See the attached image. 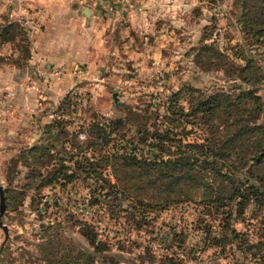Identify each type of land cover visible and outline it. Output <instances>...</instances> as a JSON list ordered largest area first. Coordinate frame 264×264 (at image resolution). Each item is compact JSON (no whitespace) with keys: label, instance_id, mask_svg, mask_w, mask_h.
<instances>
[{"label":"rangeland","instance_id":"1","mask_svg":"<svg viewBox=\"0 0 264 264\" xmlns=\"http://www.w3.org/2000/svg\"><path fill=\"white\" fill-rule=\"evenodd\" d=\"M94 2L95 16L110 21L108 58L53 65L36 54L39 38L54 36L44 1L0 0V68L22 72V105L28 110L32 90L39 106L19 122L0 114V127L13 131L0 142V264H60L68 253L86 264L90 232L105 248L95 264H264V204L209 201L198 189L163 206L178 188L113 158L167 159L177 142L203 143L226 128V113L189 114L199 93L250 88L264 101V37L243 31L234 0H164L169 14L143 33L130 26L142 2ZM66 78L71 88L55 97ZM257 116L264 123V109ZM155 133L171 149L152 146Z\"/></svg>","mask_w":264,"mask_h":264},{"label":"trees","instance_id":"2","mask_svg":"<svg viewBox=\"0 0 264 264\" xmlns=\"http://www.w3.org/2000/svg\"><path fill=\"white\" fill-rule=\"evenodd\" d=\"M234 4L240 8L239 22L243 31L257 40L264 37V0H234ZM3 34L7 37L8 32L4 31ZM244 70L246 67H242L240 72ZM176 95L178 93L172 96ZM199 96L189 114L201 112L202 118L204 115L226 113L224 119L231 117L226 128L219 130L215 127L211 136L206 137L203 143L177 142L174 146L173 153L176 155L174 157L159 159L149 152L146 158L140 159L130 154H115L114 160L124 161L134 170L145 169L155 176L153 183H166L168 190L178 188L172 190L173 197L166 195L161 203L163 206L173 199H180L182 195L185 199H193L198 189L202 191L201 199L209 201L226 199L231 202L239 198L240 203L252 202L263 205L264 123L258 122L257 115L264 109V101L261 102L260 97L250 88L240 89L233 97L226 92L217 91L207 96L199 93ZM245 99H251L255 103L247 104L243 102ZM229 106L236 108V114L228 112ZM149 138H153L152 146L160 149L172 147L166 133L151 134ZM206 173L211 175V179L220 180L216 187L212 180L207 178ZM213 194L214 198H211ZM96 239L95 233L90 232L89 243L93 245V250L85 252L86 264L98 262L102 251L105 250L104 245ZM47 261L48 264H52V261ZM57 262L77 264L73 262L71 253L65 254L64 258H59Z\"/></svg>","mask_w":264,"mask_h":264},{"label":"crops","instance_id":"3","mask_svg":"<svg viewBox=\"0 0 264 264\" xmlns=\"http://www.w3.org/2000/svg\"><path fill=\"white\" fill-rule=\"evenodd\" d=\"M43 1L46 5L48 22H50L48 29L54 32V36H51L49 41L44 39L45 36L39 38L36 44V54L38 53L40 57L41 55L44 56L43 58L53 65L95 64L97 61H106L108 56L104 46L108 36L105 35V29L109 26L110 21L95 16V8L91 7L95 0ZM135 1L142 2L143 5V9L135 10L130 19V26L137 33H143L156 27L153 25L154 20L157 17L162 20L164 16L169 14L168 9H163L164 0ZM85 7L89 8L88 14L84 13ZM158 7L160 8L159 14L155 10ZM32 63L34 65L33 60ZM23 79V73L15 70L10 64L0 68V91H5V95L0 99V114L15 113L14 119L17 122L24 119L23 115L27 113L26 111L35 113L36 110H39L38 102L35 101V92L32 90L30 92L33 100H31V104H28V110L25 103L24 106L22 105L26 94L22 85ZM63 80L54 85L56 88L54 90L55 97L61 98L71 88L72 84L68 83L67 78ZM20 131H17V137ZM10 132L13 131H4L0 127V142L6 135L7 139L10 138Z\"/></svg>","mask_w":264,"mask_h":264},{"label":"water","instance_id":"4","mask_svg":"<svg viewBox=\"0 0 264 264\" xmlns=\"http://www.w3.org/2000/svg\"><path fill=\"white\" fill-rule=\"evenodd\" d=\"M6 208H5V198H4V190L2 189V186H0V217L5 215ZM4 230H6V227L4 225Z\"/></svg>","mask_w":264,"mask_h":264}]
</instances>
